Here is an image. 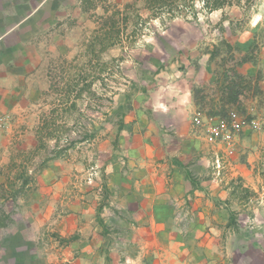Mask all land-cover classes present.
Returning <instances> with one entry per match:
<instances>
[{"label": "crops", "instance_id": "0c3cea01", "mask_svg": "<svg viewBox=\"0 0 264 264\" xmlns=\"http://www.w3.org/2000/svg\"><path fill=\"white\" fill-rule=\"evenodd\" d=\"M75 5L81 12L80 1L0 0V264H264V181L255 151L264 119L255 114L252 126L231 130L235 152L231 145L214 150L192 123L199 109L190 78L129 104L117 143L96 165L99 180L84 195L68 196L73 167L55 158L41 172L30 162L25 169L35 177L22 186L15 147L24 139L23 109L47 89L41 71L59 37L55 28L67 26ZM241 70L253 75L256 67ZM262 74L264 91L263 67ZM235 177L256 196L232 199ZM226 200L238 211L239 232L225 227Z\"/></svg>", "mask_w": 264, "mask_h": 264}, {"label": "rangeland", "instance_id": "374dc122", "mask_svg": "<svg viewBox=\"0 0 264 264\" xmlns=\"http://www.w3.org/2000/svg\"><path fill=\"white\" fill-rule=\"evenodd\" d=\"M79 1L82 11L75 5L67 26L55 28L59 37L41 71L47 89L42 91L39 104L23 109L27 115L23 129L20 127L25 129L24 139L15 147L16 160L23 166L17 175L26 178L35 177L25 169L30 162H37L40 169L45 156L62 150L54 158L73 167L68 188L72 198L84 195L88 185L98 182L96 167L115 146L116 125L125 114L126 103L152 100L155 86L163 93L166 84L174 85L181 78L192 82L211 79L212 66L206 68L205 50L219 39L247 48L257 33L259 64L264 68V0H240V5L211 11L202 0H165L166 6L181 10V16L170 19L165 11L149 9L146 0H71L74 4ZM106 31L111 34L107 36ZM79 89L82 95L75 98ZM73 100L74 107L70 105ZM256 104V100L249 101L246 112L263 120L264 100L262 107ZM236 114L242 119L240 112ZM41 121L48 125L54 122L44 133H52L57 143L44 136V147L38 146L41 133L36 129ZM256 131L259 144L255 151L261 156L257 166L264 169V123H259ZM90 132L94 136L84 139ZM229 140L231 137L220 142L211 139L208 144L215 146L214 150L231 145V152H235L236 143ZM70 141L74 143L67 148ZM84 163L89 165L86 170L81 166ZM215 167L222 168L221 158ZM260 169L257 172L264 181ZM42 195L40 190L39 198Z\"/></svg>", "mask_w": 264, "mask_h": 264}, {"label": "trees", "instance_id": "16d2710c", "mask_svg": "<svg viewBox=\"0 0 264 264\" xmlns=\"http://www.w3.org/2000/svg\"><path fill=\"white\" fill-rule=\"evenodd\" d=\"M146 2L149 9L153 11L162 10L168 13L169 19L181 16V10L166 6L167 4H165V0H146ZM202 2L203 6L210 11L221 9L227 5H240V0H202ZM223 19H225V17H223L222 20ZM221 30H223V28H221ZM106 34L108 36L111 33L106 31ZM257 35V33H254L253 41L247 48H241L224 38L219 39V41L213 44L211 48H206L205 53L208 55L206 68H209L210 65L212 66L209 72L211 79L207 78L203 82H192L190 90L192 102L198 107V111L202 112L204 116H216L229 123L231 120V113L240 112L245 125L252 126L255 114L252 112H246L249 101L256 100V107H259L263 105L264 100V91L259 85L260 80L263 79V74L262 67L259 64V46L256 40ZM244 64H250L252 67H256V72L253 75L244 73L241 70ZM182 68L183 66H180V69ZM81 95L82 89H79L74 97L78 98L81 97ZM126 104L125 110H129L130 103L127 102ZM70 105L74 107L75 101L73 100ZM122 116L123 114L120 115V119L116 125V135L113 141L114 145L117 143V134L122 128ZM53 126L54 122H52L51 125H48V122L41 121V124L36 129L38 133H41L37 136L39 147H44V139L46 138L50 139L52 137L51 139L55 140L57 143V138L53 137L52 133H44L45 128H51ZM44 136H46V138ZM93 136L94 133L90 132V134L85 133L83 138L90 139ZM73 143L74 142L70 141L67 144V148L71 147ZM52 151V155L45 156L40 169L44 167L48 160L60 156L62 152V150ZM260 170L261 174L264 175V169ZM17 177L22 179V186L28 183V178H26V176L19 174ZM186 178L193 183L194 178L190 172L186 171ZM100 183L103 197L105 199L108 191L101 172ZM230 187V197H232V199H237L240 203L247 201L251 195L253 196L256 194L253 190L243 186L242 179L240 177L232 179ZM228 201L229 200L225 201L229 212L225 227L230 228V230L234 232H239L240 225L238 222V211L232 209L230 204H228ZM102 206V204L98 205V213L102 210Z\"/></svg>", "mask_w": 264, "mask_h": 264}, {"label": "built area", "instance_id": "2783aa9c", "mask_svg": "<svg viewBox=\"0 0 264 264\" xmlns=\"http://www.w3.org/2000/svg\"><path fill=\"white\" fill-rule=\"evenodd\" d=\"M238 115L231 113L229 123L216 116H204L200 111H196L192 117V123L202 126L205 134L213 140H228L231 137V130H240L241 125H245L243 118L237 121Z\"/></svg>", "mask_w": 264, "mask_h": 264}]
</instances>
